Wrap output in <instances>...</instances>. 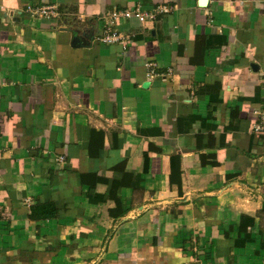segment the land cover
<instances>
[{
  "label": "crops",
  "instance_id": "obj_1",
  "mask_svg": "<svg viewBox=\"0 0 264 264\" xmlns=\"http://www.w3.org/2000/svg\"><path fill=\"white\" fill-rule=\"evenodd\" d=\"M263 84L264 0H0V264H264Z\"/></svg>",
  "mask_w": 264,
  "mask_h": 264
},
{
  "label": "built area",
  "instance_id": "obj_2",
  "mask_svg": "<svg viewBox=\"0 0 264 264\" xmlns=\"http://www.w3.org/2000/svg\"><path fill=\"white\" fill-rule=\"evenodd\" d=\"M172 7H168L165 5H157L154 9V11L149 10H143L140 7H137L135 9H116L110 12L107 17V25H106V31L107 33L99 38H96L95 41L100 44H109L118 42L122 45L123 48H126L128 45L127 36L122 35L118 32L115 24L120 21L121 19H131L136 18L140 21H145L148 19H152L155 17L156 14L160 13H167L170 12ZM36 14L39 16H45L51 13H54L53 7H41L38 8L36 11ZM154 63H148L147 66L149 68L148 75L152 76L155 73V69L153 68ZM264 87V84H263ZM255 114L257 117V121L253 125V131L257 133H264V98L263 103L255 110ZM59 161H63L64 157L60 156L58 157Z\"/></svg>",
  "mask_w": 264,
  "mask_h": 264
},
{
  "label": "water",
  "instance_id": "obj_3",
  "mask_svg": "<svg viewBox=\"0 0 264 264\" xmlns=\"http://www.w3.org/2000/svg\"><path fill=\"white\" fill-rule=\"evenodd\" d=\"M207 2H208V0H200V3H201L202 5H206ZM83 35L87 36V38H88L89 40H91V38H92V35H87L86 33H83Z\"/></svg>",
  "mask_w": 264,
  "mask_h": 264
}]
</instances>
